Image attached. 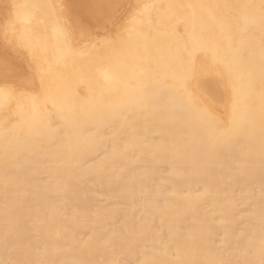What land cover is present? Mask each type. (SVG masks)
<instances>
[{"label": "bare ground", "instance_id": "1", "mask_svg": "<svg viewBox=\"0 0 264 264\" xmlns=\"http://www.w3.org/2000/svg\"><path fill=\"white\" fill-rule=\"evenodd\" d=\"M64 3L0 0V264H264V0Z\"/></svg>", "mask_w": 264, "mask_h": 264}, {"label": "rangeland", "instance_id": "2", "mask_svg": "<svg viewBox=\"0 0 264 264\" xmlns=\"http://www.w3.org/2000/svg\"><path fill=\"white\" fill-rule=\"evenodd\" d=\"M130 2H131V0H121V3H120V5L118 6V7H121V8H118L117 9V11L113 14V16H112V18L110 19V20H108L107 22H105L102 26H94L93 24H88L86 27L88 28V27H90V28H88V30L90 31V32H88V34L86 35L87 37L90 35V34H92L91 36L92 37H94V38H98V35L97 34H101V36H102V33L105 31V32H107L108 30H115L114 29V27L116 26V23H117V21L118 22H120L121 20L120 19H125V16L124 17H122L123 15H126L127 13H130L129 11L127 12V9L129 8V10L130 9H132V7L130 8ZM63 3H64V0H63ZM65 5H66V3H64ZM64 4H63V6H64ZM124 10V11H123ZM131 12H132V10H130ZM131 14V13H130ZM129 15V14H128ZM126 16V17H131V16ZM116 18V19H115ZM115 19V20H114ZM127 19V18H126ZM111 20H112V22H111ZM130 20V19H129ZM129 20H127V21H129ZM126 20L124 21L125 23L124 24H126V22H127ZM111 22V23H110ZM114 22V23H113ZM123 22V21H122ZM120 23L121 25H120V27H117L118 29L117 30H115L114 32H115V34H116V32L117 31H119L120 30V28H122L123 27V23ZM107 25V26H106ZM106 26V27H105ZM117 26H119V23H117ZM94 27V28H93ZM98 27V28H97ZM104 30L103 32H102V29ZM113 27V28H112ZM116 28V27H115ZM101 29V30H100ZM94 30V31H93ZM100 30V31H99ZM93 31V32H92ZM111 32V31H110ZM109 31H108V33H110ZM107 33V35L108 36H106V38L107 37H111V36H109V35H111V34H108ZM94 34L95 35H97V36H94ZM114 34V33H113ZM114 34V35H115ZM104 35H106L105 33H104ZM104 35L102 36V37H104ZM113 36V35H112ZM87 37L86 38H84V39H86V42H87V40H89L88 42H93L94 41V39H92V37H88V39H87ZM100 37V36H99ZM91 40H90V39ZM97 38L95 39V40H97ZM101 38V37H100ZM100 38L98 39V40H100ZM102 39V38H101ZM104 39V38H103ZM97 40V42H99ZM6 48H8V47H6ZM16 54H19V56L20 57H22L21 56V52H19V51H17V53ZM5 83H7L8 85H15L14 84V81H9V80H6L5 81ZM10 83V84H9ZM2 85V84H1Z\"/></svg>", "mask_w": 264, "mask_h": 264}]
</instances>
